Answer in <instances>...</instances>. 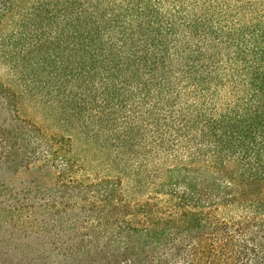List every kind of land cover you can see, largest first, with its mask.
Masks as SVG:
<instances>
[{
  "label": "trees",
  "instance_id": "1",
  "mask_svg": "<svg viewBox=\"0 0 264 264\" xmlns=\"http://www.w3.org/2000/svg\"><path fill=\"white\" fill-rule=\"evenodd\" d=\"M2 63L0 256L264 264V0H0Z\"/></svg>",
  "mask_w": 264,
  "mask_h": 264
},
{
  "label": "rangeland",
  "instance_id": "2",
  "mask_svg": "<svg viewBox=\"0 0 264 264\" xmlns=\"http://www.w3.org/2000/svg\"><path fill=\"white\" fill-rule=\"evenodd\" d=\"M0 80L3 82L11 81V76L9 73V69L3 63L0 64ZM3 100L2 94H0V124L6 123L10 120L11 116V106H5L1 102ZM28 107V106H27ZM38 120V118H36ZM41 124L42 120H38ZM11 168L0 167V184L3 183L6 186L11 188ZM27 175H22L19 178V181L27 180ZM10 192L7 193L9 195ZM0 247L10 249L11 253V222H6L0 218ZM5 249V250H6ZM2 250V249H1ZM0 264H11V256H7L5 254H1L0 256Z\"/></svg>",
  "mask_w": 264,
  "mask_h": 264
}]
</instances>
